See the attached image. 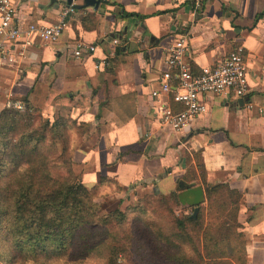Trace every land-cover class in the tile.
Here are the masks:
<instances>
[{
	"label": "crops",
	"instance_id": "0c3cea01",
	"mask_svg": "<svg viewBox=\"0 0 264 264\" xmlns=\"http://www.w3.org/2000/svg\"><path fill=\"white\" fill-rule=\"evenodd\" d=\"M12 2L21 26L64 20L66 27L56 41L35 36L32 45L22 40L0 51V113L27 98L47 118L66 113L85 123L74 168L88 188L113 180L121 189L108 197L117 204L129 195L135 202L136 194L178 193L181 179L204 189L228 183L243 195L248 263L264 264V0H201V8L196 0H101L98 9L74 8L65 17L64 0ZM181 38L195 74L242 47L249 90L207 94V111L176 132L163 124L153 92L168 69L167 48ZM79 42L95 51L77 57ZM172 94L161 97L180 108Z\"/></svg>",
	"mask_w": 264,
	"mask_h": 264
},
{
	"label": "trees",
	"instance_id": "16d2710c",
	"mask_svg": "<svg viewBox=\"0 0 264 264\" xmlns=\"http://www.w3.org/2000/svg\"><path fill=\"white\" fill-rule=\"evenodd\" d=\"M23 103L0 113V264H249L240 191L205 184L195 217L177 191L103 213L100 198L121 187L103 177L88 188L75 172L85 123Z\"/></svg>",
	"mask_w": 264,
	"mask_h": 264
},
{
	"label": "built area",
	"instance_id": "2783aa9c",
	"mask_svg": "<svg viewBox=\"0 0 264 264\" xmlns=\"http://www.w3.org/2000/svg\"><path fill=\"white\" fill-rule=\"evenodd\" d=\"M195 5L201 8V0H196ZM71 12H75L74 7H66L63 17ZM16 15L17 8L12 0H0V51L7 54L19 41L23 40L25 44L32 45L35 36L46 42L56 41L66 27L64 20L50 26L30 24L24 27L17 22ZM186 41V38H181L167 48L168 69L162 74L159 89L153 92V96L159 98L163 124L176 132L193 127L199 116L207 111L208 106L204 101L207 94L244 97L249 90L248 66L242 47L232 51L222 63L212 67L204 66L200 74H195L187 61ZM93 51L94 46L79 42L75 46L74 54L81 57L84 53ZM169 93H173L172 99L180 109H175L170 102L162 99L161 95ZM251 105L252 103H248L246 106ZM6 106L24 108L22 102H8Z\"/></svg>",
	"mask_w": 264,
	"mask_h": 264
},
{
	"label": "water",
	"instance_id": "95a60500",
	"mask_svg": "<svg viewBox=\"0 0 264 264\" xmlns=\"http://www.w3.org/2000/svg\"><path fill=\"white\" fill-rule=\"evenodd\" d=\"M76 1H82L81 4L75 3ZM67 6L72 5L76 9L94 7L98 9L101 0H64ZM240 104H244V99H239ZM178 192L179 202L183 207H190L194 209L193 216L195 217L199 212L200 206L207 201L205 189L202 185L196 182H187L183 179L179 180Z\"/></svg>",
	"mask_w": 264,
	"mask_h": 264
},
{
	"label": "rangeland",
	"instance_id": "374dc122",
	"mask_svg": "<svg viewBox=\"0 0 264 264\" xmlns=\"http://www.w3.org/2000/svg\"><path fill=\"white\" fill-rule=\"evenodd\" d=\"M30 102H31V100H30ZM33 104V103H32ZM34 106H36L37 108H39V109H41V111H42V113H43V109L42 108H40L38 105H36V104H33ZM43 115L46 117V115L43 113ZM60 115H62V116H66L67 117V115H66V113H62V114H60ZM70 116V115H69ZM78 167H80V166H78ZM77 169V170H76ZM75 169V172L78 174V175H80L79 174V171H78V168H76ZM80 177V176H79ZM113 187H112V189H114L115 188V186L114 185H112ZM142 196H144L143 194H140V195H135L134 196V198H135V202H133V201H131V197H130V195L128 196V199H129V201H125V202H121L120 204H117V202L113 199V198H109L108 196L107 197H101L100 198V200H99V203L101 204L100 206H102L101 207V211L103 212V213H108V212H110V211H113V210H115L116 208H118V207H124V206H126V205H128V204H136L137 203V201L142 197ZM131 202H133V203H131ZM117 204V205H116ZM49 264H63V262L61 261H55V260H52ZM83 264H104V262H103V260L102 259H100V258H95V257H92V258H88L87 260H85L84 262H83Z\"/></svg>",
	"mask_w": 264,
	"mask_h": 264
}]
</instances>
